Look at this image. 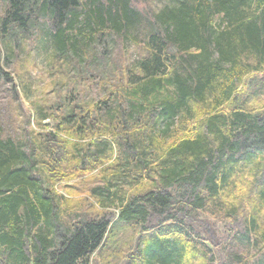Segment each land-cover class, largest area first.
<instances>
[{
  "label": "trees",
  "instance_id": "trees-1",
  "mask_svg": "<svg viewBox=\"0 0 264 264\" xmlns=\"http://www.w3.org/2000/svg\"><path fill=\"white\" fill-rule=\"evenodd\" d=\"M160 1L1 5L0 264H264V0ZM39 13L53 100L17 68Z\"/></svg>",
  "mask_w": 264,
  "mask_h": 264
},
{
  "label": "rangeland",
  "instance_id": "rangeland-1",
  "mask_svg": "<svg viewBox=\"0 0 264 264\" xmlns=\"http://www.w3.org/2000/svg\"><path fill=\"white\" fill-rule=\"evenodd\" d=\"M84 0H79L80 3H83ZM0 10L1 5L5 4V0H0ZM162 4V1L160 0H151V6L154 8H159ZM80 6V5H79ZM147 7L146 5H144ZM144 8V7H143ZM145 9V8H144ZM32 30H31V36L26 39L24 44L21 46L23 48V51H20L17 53L19 57V62L17 65V68H19V73L22 74L23 78L25 79V84L30 88V96L29 98L32 99L35 96H44L48 99L51 98V100L56 98V93L50 91V81L54 80L55 73L52 74V71L56 72V67L54 65H51L47 63V59L50 60V53H51V44L49 42V39H46L44 34L47 30V18L42 16L39 13V16L36 18H33V24H32ZM111 38H115L113 35L105 41V46L112 45ZM10 43L12 48H14L15 42H13V36L9 37ZM104 44V42H103ZM3 46V45H2ZM102 46V45H101ZM99 46V48H101ZM127 47L128 56L130 60L137 56V47L132 44V42L128 41L125 45ZM109 47V46H108ZM21 48V50H22ZM17 51V49H15ZM49 54V55H48ZM16 55V56H17ZM15 57L11 60L14 61ZM15 65L11 62L8 63V65L4 64V69L6 71H9L10 74L13 77V82L15 84L19 83V78L15 74L16 69H14ZM88 74L91 76V71H87ZM59 72L56 73L58 75ZM71 78L74 79V71H70ZM92 77V76H91ZM75 80V79H74ZM92 80L90 78H85V75L83 74L82 80H76L74 84L66 87H63L61 89L62 93H66V89L73 88L76 96L78 99H85L90 100L92 98L96 99L97 96H99L100 91L96 87L94 83H91ZM3 83L0 81V88L3 89L4 86ZM20 91H22V88H18ZM45 92H47L45 94ZM24 105H28L27 99L23 97ZM48 122V120H46ZM211 211V210H208ZM124 237L122 236V239ZM246 243H241V245H231L228 247L229 253L232 256H235L236 253L241 251V249L246 247ZM259 262L256 261V257L252 258V261L250 264H258Z\"/></svg>",
  "mask_w": 264,
  "mask_h": 264
}]
</instances>
